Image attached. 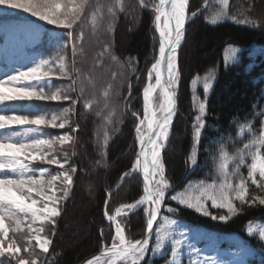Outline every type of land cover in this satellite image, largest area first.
I'll return each mask as SVG.
<instances>
[{
	"label": "trees",
	"instance_id": "trees-1",
	"mask_svg": "<svg viewBox=\"0 0 264 264\" xmlns=\"http://www.w3.org/2000/svg\"><path fill=\"white\" fill-rule=\"evenodd\" d=\"M137 1L130 0L127 3L128 10L133 11L130 15L134 18H126L125 11H116V23L113 24L111 38L115 42L116 51L133 56L141 63L150 50L152 11L148 8L141 10L137 7ZM205 1L190 0L189 13L198 9L201 11L187 23L183 42L178 50L179 109L161 152L166 169L165 176L171 187L166 192L165 202L154 229L162 227L165 218L176 221L167 230L174 239L186 242L179 257L180 264H189L190 259L197 258L188 245L199 249L201 257H214L221 264H264V240L259 237V232L264 230V205H259L258 202L255 205L246 203L241 208L240 201L236 200L235 204L241 210L229 220L221 221L197 213L171 199L173 194L199 196L201 185L207 186L213 181L219 183L217 177L221 149L231 155L248 139L247 136L237 135L238 124L233 120L234 116L239 117L241 123L247 117L257 131L264 120V116L259 115L264 111L262 0H229L228 17L235 19L224 18L217 24L209 23L208 19L220 12V0H207L204 4ZM106 2L117 4V0ZM122 2L125 0H119V5ZM246 18L256 23L237 22ZM28 22L33 24L36 21ZM229 46L238 50L237 58L226 63L225 56ZM209 73L215 79L207 98V130L199 146L198 164L190 166L186 161L193 143L192 125L197 115L194 96L204 99L202 83L198 82L193 86L191 81L197 76L203 78ZM134 76L135 72L133 79ZM76 116L79 127L72 148L76 173L73 175L69 194L64 200V207L55 219V225L50 223L47 227L51 243L49 251L43 255L42 264H77L89 254L98 251L103 244L110 243L113 229L104 217L107 192L113 189L133 161L126 154L119 156L125 152L130 138L128 120L123 124L121 135L110 139L108 154L104 156L94 148L95 142L100 139L93 124L99 126V121L94 122L82 112ZM175 149L179 152L176 153ZM241 173L247 175L246 167L241 168ZM136 175L133 177L136 182H131V177L134 176L132 173L111 192L108 201L109 213H112L116 204L132 202L140 195V177ZM254 196H264V192L249 183V197ZM210 204L208 201L212 215L227 214V209L213 208ZM169 207L176 211L168 212ZM128 215L123 219L124 223L120 220L126 234L130 239L141 237L146 228L142 208ZM249 227L254 229L252 235L248 232ZM155 237L154 231L150 247H155ZM170 250L171 240H167L163 251H149L146 254V264H166V261L171 260ZM9 260V257H0L3 264H9ZM10 264L16 262L11 261Z\"/></svg>",
	"mask_w": 264,
	"mask_h": 264
},
{
	"label": "snow or ice",
	"instance_id": "snow-or-ice-1",
	"mask_svg": "<svg viewBox=\"0 0 264 264\" xmlns=\"http://www.w3.org/2000/svg\"><path fill=\"white\" fill-rule=\"evenodd\" d=\"M117 4H119V0H117ZM139 4L142 8L148 7L146 0H139ZM220 4V12L208 19L209 23L217 24L224 18L235 19V17H228L229 0H220ZM88 5L89 0H0V6L6 9L22 10L61 29L62 36L57 37V41L58 43L63 41V43H59V50L54 58L59 61L58 73L52 67V60L42 59L34 63V66L28 67L26 71H19L15 75H8L7 79H0V103L32 99L38 101L71 100L73 105L79 102L80 97L74 99L62 89L57 88L52 91V77L58 75L71 79L61 53L71 46L73 63H75L77 50L82 47L83 40V30L77 32V29L80 28L82 19L87 15ZM151 7L155 12V28L160 36L159 59L152 64L148 72L149 83L143 89V119H140L137 113H133L139 120L136 126V139L140 145V152L137 154V159L131 170L121 177L123 180L124 177L132 173H142L143 195L134 203L117 208L115 215H109L108 201H105V216L109 222H114L115 228V235L111 238V247L105 251L115 260L121 261L122 264H142V262L146 264V254L149 251L160 253L165 249L167 240H171V260L166 261V264H180L179 257L186 243L182 239H174L167 230L168 227L176 223L175 220L165 218L163 226L156 229H154V223L158 221L166 192L171 187L165 176L161 149L169 138L170 127L177 108L176 86L179 81V69L176 53L185 35L186 21L190 17H197L201 10L193 11L189 16L190 0H158V3H154ZM117 10L123 11V6L119 5L117 8V5H112L107 9L113 18ZM96 19L97 17L93 15V24ZM237 22L256 23L247 18ZM109 31H111V25H109ZM237 51L229 46L225 62L234 61L237 58ZM112 59L116 60L117 58L112 56ZM153 79L155 84L151 83ZM214 79L215 76L209 73L203 78L197 76L191 81L193 86L198 82L202 83L204 99L200 100L194 96L197 115L192 125L193 143L186 161L190 166L198 164L199 146L207 130V98L209 91L213 88ZM75 83L76 81L73 80V84ZM157 89L160 90L162 98V103L159 105L161 112L159 117L153 108L154 93ZM83 94V89H81L80 95L83 96ZM105 95L107 96L108 93L106 92ZM129 95H131V85H129ZM84 106L91 108L92 104L90 101H85ZM71 110L65 109L59 116L52 115L50 119L45 115H0V130L11 129L13 126L22 127V131H12L0 137V257L8 254L9 264L13 260L16 264H38V257L34 251H29L27 247L24 248V252L28 254V257L21 256L19 254L21 249L17 246L16 241L8 240V227L4 223L6 214L9 219L23 214L25 217H30L32 223L41 221L43 224L44 221H48L55 225L54 218L60 214L56 206L58 204L55 195L57 182L64 185L63 196L67 197L69 194L76 168L70 164L66 168L65 165L68 164V161L65 160L62 163L52 153L55 151L56 145L63 146L71 143L73 137L65 133L50 139L41 138L42 129L40 126L64 128L69 123L64 117ZM259 115L264 116V111ZM233 120L238 124L237 135L247 136L248 139L247 142H242V147L237 148L231 155L221 149L217 177L219 183L213 181L207 186L201 185L202 191L199 196L185 197L177 194L171 196V199L177 200L178 204L205 216H211L213 220H229L246 203L255 205L258 202L259 205H264V196L249 197V183L264 192V120L261 121L258 131L247 117L244 118L243 123L236 116L233 117ZM145 127L147 128L146 134L143 130ZM15 137L20 138L16 139ZM36 161L47 165H58L60 171L51 175L49 169L45 167L40 168L39 175H36L37 169L32 167V162ZM242 167L247 169L246 176L241 173ZM234 181L237 182L234 183ZM49 192L52 194L49 195ZM33 194L39 197V200L33 198ZM236 200L240 201L241 208L236 206ZM208 201L211 202L210 206L213 208L227 209V214L212 215L209 211ZM38 204L41 206L38 207ZM141 208L147 214L146 231L143 238L127 239L125 229L116 217L122 214L127 215L129 212ZM175 211L176 209L168 208V212L174 213ZM19 223L20 221L17 220L13 231L19 228ZM29 228L35 233L32 239L36 241V245L43 253H47L51 240L40 235L43 227L32 228L30 223ZM154 231L156 232L155 247H150ZM248 232L252 235L254 229L249 227ZM101 234L103 235V230H101ZM259 237L264 240V230L259 232ZM188 246L197 257L190 259L189 264H221L214 257H201L199 249L193 245ZM98 259V257L91 258L86 261V264H97ZM0 264H3V261H0Z\"/></svg>",
	"mask_w": 264,
	"mask_h": 264
},
{
	"label": "rangeland",
	"instance_id": "rangeland-1",
	"mask_svg": "<svg viewBox=\"0 0 264 264\" xmlns=\"http://www.w3.org/2000/svg\"><path fill=\"white\" fill-rule=\"evenodd\" d=\"M128 1L130 0H125V2L121 3L123 11L126 12V18H134L133 15H130L133 11L128 10ZM155 2L156 0H146L148 4L146 8H152L151 6ZM112 5V3L106 2V0L102 2H100V0H89V5L86 9L87 15L82 19L80 28L77 29V32L81 29L83 30V40L81 42L82 47H79L77 50L75 63H73L74 58L71 46L61 53V55L64 56V62L71 79L68 77H59L58 75L52 77L53 87L51 90L55 91L59 88L67 92L74 99L80 97L78 103L73 105L71 100L38 101L35 99L0 103V115H45L50 119L52 115L59 116L65 109H72L68 112L67 116L64 117L69 121L64 128L40 126L42 129L41 138L50 139L65 133L73 137L71 143L63 146L56 145L55 151L52 153V155L62 163L65 160L68 161V164L65 165L66 168L69 164L75 167L72 160V148L75 145V133L79 127L76 114L81 112L89 116L94 122L99 121V126L93 124V127L99 132L100 141L95 142L96 147L94 146V148L100 155L106 156V154H108L110 139L113 136L121 135L122 127L126 120L130 123L131 134L125 152L119 156H124L126 154L127 157L129 156L128 158L134 159L137 154V145L134 135L136 119L133 113L139 108V91L142 85L145 68L155 51L156 40L153 32L150 33V50L141 63L133 56L123 55L116 51L115 42L113 43L111 38L112 31H109V25H111L112 30L115 25L114 22L116 23V21L107 11L108 7ZM116 5L118 8L119 4ZM260 6L264 8V0L261 1ZM137 7L142 10L139 3ZM97 8H99V11H97ZM93 15L97 17L95 24L92 23ZM28 20L31 22L35 20L36 22L32 24L28 22ZM0 21L3 22L0 27L9 28V30H6L4 39L0 41V54L2 55L0 58L5 62V65H0V79H7L8 75H15L19 71H26L28 67L34 66V63L42 59L52 60V67L58 73L57 65L59 61L54 58L57 56L59 43H63L62 40L59 41V43L57 41V37L62 36L61 29L54 25H49L47 22L41 21L37 17L31 16L30 13H25L19 9H6L3 6H0ZM6 24H8V26ZM102 53L103 55H101ZM112 56H115L117 59L113 60ZM134 72L135 76L133 79ZM73 80L76 81L75 84H73ZM179 82L180 81H178V84ZM129 85H131V95H129ZM72 89L75 90L73 91ZM81 89H83V96L80 95ZM45 91H48V89H45ZM106 92L108 93L107 96L105 95ZM85 101L91 102V108H86L84 106ZM108 119L110 123H108ZM73 129H75V131H73ZM12 131H22V127L13 126L11 129L0 130V137ZM106 136H108V139ZM15 138L19 139L20 137ZM175 152L178 153V149ZM32 167L37 169L36 175H39L38 170L40 168L45 167L49 169L51 175H55L60 171L58 165H47L39 161L32 162ZM135 175L136 173L131 177V182H136L135 178H133ZM63 187L64 185L57 182L55 195L58 199V204L56 206L58 207L59 213L64 207V200L66 198L63 196ZM48 194L51 195L52 193L49 192ZM33 198L39 200V197H36L34 194ZM120 204H116L113 210ZM37 206L39 207L41 205L38 204ZM143 214L145 220H147L146 212L143 211ZM127 215L121 216L119 221H123ZM17 220L20 221L19 228L13 231L16 227ZM139 221L141 223L143 222L142 220ZM4 223L8 227V240H15L17 246L21 249L19 254L27 258L28 254L24 252V248L27 247L29 251H34L35 255L38 257V264H42L44 260L43 255L45 253L39 249L36 245V241L32 239L35 233L31 231L29 224L31 223L32 228H39L42 226L43 231L40 235L50 239V235L48 231H46L50 222L44 221L42 224L41 221H36L32 223L30 217H25L23 214L13 216L9 219L6 214ZM121 225L124 227V224L121 223ZM4 256L5 258L9 257L8 254ZM13 262L15 261L13 260ZM105 263L106 261H102L98 264ZM119 264H122V262Z\"/></svg>",
	"mask_w": 264,
	"mask_h": 264
},
{
	"label": "bare ground",
	"instance_id": "bare-ground-1",
	"mask_svg": "<svg viewBox=\"0 0 264 264\" xmlns=\"http://www.w3.org/2000/svg\"><path fill=\"white\" fill-rule=\"evenodd\" d=\"M155 3H158V0H156ZM205 3H207V1H205ZM152 11H153V18H152V22H151V33L153 32V34H154V37H155V40H156V48H155V51L152 54L151 60L149 61L148 65L145 68L142 85H141V88H140V91H139V108H138V110L135 113L138 114L140 119H143V117H144V112H143V105H144L143 89L149 83V81H148V72L151 69L152 64L155 63L157 59H159L160 36H159V32L155 28V23H154L155 12H154L153 9H152ZM178 50H179V48L177 49V52H178ZM176 55H177V53H176ZM165 76H166V73H165ZM151 83L155 84V80L153 79L151 81ZM161 103H162V98L160 96V90L157 89L156 93H154L153 108L156 111V114H157L158 117L161 115L160 108H159V105ZM135 119H136V124H135V128H134V135H135V139H136V135H137L136 134V126L139 123V120L137 119L136 116H135ZM170 129H171V127H170ZM143 130H144V132L146 134L147 133V128L145 127ZM169 134H170V131H169ZM136 145H137V154H138L140 152V145H139V142L137 141V139H136ZM162 150H163V148L161 149V152H162ZM137 154H136V156L133 159L132 165L135 163V161L137 159ZM132 165H131V168H132ZM127 172H129V171H127ZM140 178H141V190H142V192L139 195L138 199L143 195V176H142V173L140 175ZM120 216H117L116 219H119ZM114 235H115V229H114ZM102 261H106L107 264H113V261L115 263L117 260H115L110 254H107V255H105L103 257H99V259L97 261V264L102 262Z\"/></svg>",
	"mask_w": 264,
	"mask_h": 264
},
{
	"label": "water",
	"instance_id": "water-1",
	"mask_svg": "<svg viewBox=\"0 0 264 264\" xmlns=\"http://www.w3.org/2000/svg\"><path fill=\"white\" fill-rule=\"evenodd\" d=\"M176 100H177V108H176V111H177V109H178V99H177V93H176ZM175 116V115H174ZM124 174V173H123ZM140 175H141V173H139ZM123 176V175H122ZM121 176V177H122ZM122 181V179L120 178V181H119V183ZM119 183L114 187V189L119 185ZM111 192V191H110ZM110 192H108V195L110 194ZM113 215H115V212L113 213ZM108 220V219H107ZM154 225H155V223H154ZM127 238V237H126ZM143 237H141L140 239H142ZM128 239V238H127ZM111 247V245H106V246H103L102 247V249L101 250H99V251H97V252H95V253H93V254H91V255H88V256H86L85 258H83L79 263H77V264H86V261H88L89 259H91V258H95V257H103V256H105V255H107L108 253H106V249L107 248H110Z\"/></svg>",
	"mask_w": 264,
	"mask_h": 264
}]
</instances>
